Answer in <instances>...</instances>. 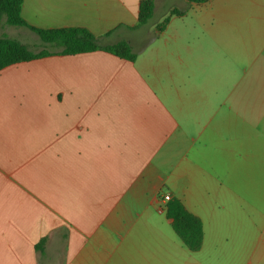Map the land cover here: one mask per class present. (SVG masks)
<instances>
[{
  "label": "crops",
  "instance_id": "0c3cea01",
  "mask_svg": "<svg viewBox=\"0 0 264 264\" xmlns=\"http://www.w3.org/2000/svg\"><path fill=\"white\" fill-rule=\"evenodd\" d=\"M141 1L22 0L29 26L82 28L135 59L0 71V264H264V0H154L144 24ZM165 196L199 219L198 251Z\"/></svg>",
  "mask_w": 264,
  "mask_h": 264
},
{
  "label": "trees",
  "instance_id": "16d2710c",
  "mask_svg": "<svg viewBox=\"0 0 264 264\" xmlns=\"http://www.w3.org/2000/svg\"><path fill=\"white\" fill-rule=\"evenodd\" d=\"M210 0H188L190 3L202 4ZM22 0H0V29L3 27L23 28L35 34L48 46L60 48L59 52L46 49L39 52L30 50L26 45L5 35L0 36V71L24 62H30L54 55L73 56L78 54L103 51L116 57L133 62L134 54L126 42L111 46L102 45L99 38L82 28L44 30L29 26L21 17ZM154 0H143L139 3L138 22L146 23L151 19ZM178 14L171 11L169 16ZM166 17L161 26L168 22ZM161 29L160 27H158ZM165 215L171 221V227L177 238L191 252H196L202 244V226L198 218L190 214L177 199H170L165 205ZM43 241L36 245L41 250Z\"/></svg>",
  "mask_w": 264,
  "mask_h": 264
},
{
  "label": "rangeland",
  "instance_id": "374dc122",
  "mask_svg": "<svg viewBox=\"0 0 264 264\" xmlns=\"http://www.w3.org/2000/svg\"><path fill=\"white\" fill-rule=\"evenodd\" d=\"M13 36V35H12ZM38 42H39V44L41 45V42H40V40H38ZM31 45V49L32 50H38L40 47H37L38 46V44H36V43H30ZM43 45V44H42ZM36 46V47H35ZM42 48H44L43 46H42ZM45 49L46 50H48V51H50V50H58V48H55V47H53V46H45ZM204 76H205V74H200L199 75V83H201V82H203L204 80H203V78H204ZM209 76H211L212 77V81L213 82H216V81H218L219 79H220V75L219 74H217V73H215V74H209ZM219 82H222V80L221 81H219Z\"/></svg>",
  "mask_w": 264,
  "mask_h": 264
},
{
  "label": "built area",
  "instance_id": "2783aa9c",
  "mask_svg": "<svg viewBox=\"0 0 264 264\" xmlns=\"http://www.w3.org/2000/svg\"><path fill=\"white\" fill-rule=\"evenodd\" d=\"M163 200H164L165 202H167V201L170 200V197H169V196H165V197L163 198Z\"/></svg>",
  "mask_w": 264,
  "mask_h": 264
}]
</instances>
